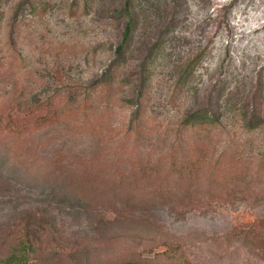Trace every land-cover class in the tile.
I'll return each instance as SVG.
<instances>
[{
  "label": "rangeland",
  "instance_id": "1",
  "mask_svg": "<svg viewBox=\"0 0 264 264\" xmlns=\"http://www.w3.org/2000/svg\"><path fill=\"white\" fill-rule=\"evenodd\" d=\"M133 2L0 0V264H264V0Z\"/></svg>",
  "mask_w": 264,
  "mask_h": 264
},
{
  "label": "trees",
  "instance_id": "2",
  "mask_svg": "<svg viewBox=\"0 0 264 264\" xmlns=\"http://www.w3.org/2000/svg\"><path fill=\"white\" fill-rule=\"evenodd\" d=\"M134 2L133 0H126V3L122 9L124 15H126L128 17V21L127 24L125 26V30H124V35H123V42L117 47V53H122L124 52V48L127 47L130 44V41L133 38V35L136 31L137 28V18L134 16L133 14V10H134ZM127 45V46H126ZM196 114H194L193 116H195ZM189 117L185 120L186 123H194L195 121ZM31 250V245L24 243L22 245V248L19 249V253L18 252H13L8 258L6 263L12 264L14 263L17 259H23L24 254L27 253L28 251Z\"/></svg>",
  "mask_w": 264,
  "mask_h": 264
}]
</instances>
